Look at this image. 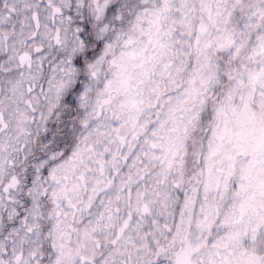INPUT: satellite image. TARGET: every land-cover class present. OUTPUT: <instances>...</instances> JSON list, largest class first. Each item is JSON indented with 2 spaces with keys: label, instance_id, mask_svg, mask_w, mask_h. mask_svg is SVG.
Returning <instances> with one entry per match:
<instances>
[{
  "label": "snow or ice",
  "instance_id": "6c2138e0",
  "mask_svg": "<svg viewBox=\"0 0 264 264\" xmlns=\"http://www.w3.org/2000/svg\"><path fill=\"white\" fill-rule=\"evenodd\" d=\"M0 264H264V0H0Z\"/></svg>",
  "mask_w": 264,
  "mask_h": 264
}]
</instances>
